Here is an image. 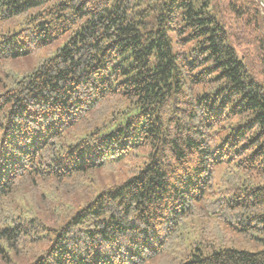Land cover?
Wrapping results in <instances>:
<instances>
[{"label": "trees", "instance_id": "16d2710c", "mask_svg": "<svg viewBox=\"0 0 264 264\" xmlns=\"http://www.w3.org/2000/svg\"><path fill=\"white\" fill-rule=\"evenodd\" d=\"M0 199L6 264H264L260 1L0 0Z\"/></svg>", "mask_w": 264, "mask_h": 264}, {"label": "rangeland", "instance_id": "374dc122", "mask_svg": "<svg viewBox=\"0 0 264 264\" xmlns=\"http://www.w3.org/2000/svg\"><path fill=\"white\" fill-rule=\"evenodd\" d=\"M146 153H147V150L144 149L143 151H141L139 156L131 159V161H129L128 164L122 165V163H120V165L118 167L119 170L122 171L121 168H125V169L126 168H130V167L136 168L138 165H141V163L146 159ZM220 174L221 173L218 172L217 175L215 176V181L216 182L219 181ZM116 175H110V174H106V173L105 174H100V179H101L102 183H100V184L96 183L95 185H92L91 186V191H89L88 193H86V194H84L82 196H78V197L74 198L73 203L71 204L70 207H68L69 211L71 212L77 206L82 205L84 202H86L87 200L91 199L95 193H97L103 187H106L108 185V183L114 182L113 178ZM26 181H28V180H26ZM47 183L48 182H46V184ZM33 192L36 193L37 196L39 197L38 193H41L40 187L37 186L33 190ZM20 194H22L23 197L25 196L27 198H30V186H29L28 182H26L24 184ZM37 196L35 195V197H33L34 201H37V199H38ZM10 210H11V208L8 207L6 201L4 199H0V222L1 223L3 221H5L3 219H5L4 217L7 216V214L9 215V211ZM46 219L48 221H50L49 216H47L45 218V220ZM216 230L218 231V229H216ZM219 230H220L219 232H221V234L223 235L224 239L227 242L228 241L232 242V243L228 242V244H234L235 246H240V247H250L251 246L249 244L248 240H247V237H243L242 235H236L234 232H232L229 228H227L225 226L224 227L220 226ZM177 245H178L177 241L170 242V244L168 245L167 249L152 264H173L174 253L178 252ZM32 246H34V245H24L25 248H31ZM34 248L30 249V253L29 254H20L19 256H21V257H19V259L22 260L23 263L24 262H28L29 258L31 257V253L34 254L35 251L37 250L36 247H34ZM33 250H35L34 253H33ZM9 256H11V254ZM20 263H22V262H20ZM0 264H6V263H5V261L3 262L1 260V258H0Z\"/></svg>", "mask_w": 264, "mask_h": 264}, {"label": "water", "instance_id": "95a60500", "mask_svg": "<svg viewBox=\"0 0 264 264\" xmlns=\"http://www.w3.org/2000/svg\"><path fill=\"white\" fill-rule=\"evenodd\" d=\"M260 4L264 7V0H259Z\"/></svg>", "mask_w": 264, "mask_h": 264}]
</instances>
